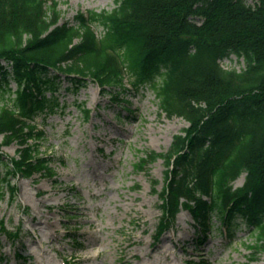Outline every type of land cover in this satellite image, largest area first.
<instances>
[{
    "label": "trees",
    "instance_id": "trees-1",
    "mask_svg": "<svg viewBox=\"0 0 264 264\" xmlns=\"http://www.w3.org/2000/svg\"><path fill=\"white\" fill-rule=\"evenodd\" d=\"M252 1L115 0L112 10L78 12L70 25L60 24L56 0H0V88L10 103L0 106V147L26 145L4 163L7 173L53 175L27 140L43 137L35 116L61 109L62 77L69 89L89 78L114 99L149 88L164 115L189 125L168 152H146L135 164H165L157 235L185 209L198 231L212 218L230 233L244 225L252 248L264 251V0ZM230 55L243 59L240 71L222 68ZM3 185L15 192L0 178ZM1 233L18 234L3 223Z\"/></svg>",
    "mask_w": 264,
    "mask_h": 264
},
{
    "label": "rangeland",
    "instance_id": "rangeland-1",
    "mask_svg": "<svg viewBox=\"0 0 264 264\" xmlns=\"http://www.w3.org/2000/svg\"><path fill=\"white\" fill-rule=\"evenodd\" d=\"M56 1L61 23L72 25L78 12L116 6L115 0ZM93 30L103 33L100 26ZM220 64L238 71L244 66L234 55ZM66 86L63 79L62 110L32 120L44 136L27 140L52 159L53 176L8 175L4 162L21 146L13 142L0 148V178L15 189L3 185L0 190V224L20 233L16 240L1 233L0 264H264V252L251 248L255 237L247 227L229 235L213 218L203 235L185 210L161 239L155 238L164 161L157 159L145 171L135 164L146 152H167L173 136L189 127L183 118L162 114L148 89L128 93L117 105L89 79L81 89ZM5 103L10 105L8 93L0 88V106ZM84 108L91 111L89 120ZM244 179L241 175L235 188ZM84 255L92 256L80 262Z\"/></svg>",
    "mask_w": 264,
    "mask_h": 264
},
{
    "label": "bare ground",
    "instance_id": "bare-ground-1",
    "mask_svg": "<svg viewBox=\"0 0 264 264\" xmlns=\"http://www.w3.org/2000/svg\"><path fill=\"white\" fill-rule=\"evenodd\" d=\"M99 249V248H98ZM96 251V256L100 255V251L98 250H95ZM94 256H95V253H93ZM92 256V255H91ZM91 256H87V255H84V257H79V261L80 262H84V261H87L89 259H91Z\"/></svg>",
    "mask_w": 264,
    "mask_h": 264
}]
</instances>
